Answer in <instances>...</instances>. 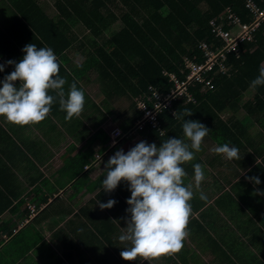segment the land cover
Here are the masks:
<instances>
[{
    "label": "trees",
    "instance_id": "16d2710c",
    "mask_svg": "<svg viewBox=\"0 0 264 264\" xmlns=\"http://www.w3.org/2000/svg\"><path fill=\"white\" fill-rule=\"evenodd\" d=\"M52 5L57 11L53 15L47 13L38 0H0V7L11 9L10 17L15 21H12L9 29L6 28L7 34L0 32L1 52L7 55L10 53L12 57L15 51L22 50L20 56L23 59L25 55L23 48L29 43H34L37 47H51L60 62L59 75L67 81L64 86L66 94L73 82H76L78 88L88 85V72L93 70L102 78L108 90L107 104L115 94L129 100L125 108H120L116 118L132 110V116L127 119L121 117L118 125L126 137L131 135L132 130L144 135L140 142L147 141L149 144L155 143L160 146L169 138L185 139L182 127L184 121L176 119L173 112L180 116L185 109L191 110L193 114L186 116L185 119L200 121L209 128V134L204 138L202 150L195 152V158L188 163L190 167L199 163L204 167L205 176L210 171L213 178L229 179L228 181L234 187L243 188L245 193L252 194L249 183L240 180L232 182L235 176H229L225 172L223 168L229 167L228 159L215 152L210 154L206 152L211 148L207 145L208 139L212 140L213 148L229 143L241 149L245 146L244 140L251 144L249 129L245 126L247 120L251 118L258 120L260 125L264 126V85L251 87V82L259 75L264 61V31H260V27L250 29L249 38H244L237 43V54L233 50L229 52L225 50L227 57L225 63L229 66L228 71L221 68L219 62L223 61L218 58L212 69L201 71L203 80L200 76L189 79L192 72L189 62L202 64L208 59L207 50L203 44H206L210 50L224 47L226 41L219 34V28L238 31L239 26L233 23V20L239 19L241 23L251 22L253 12L246 6V0H54ZM117 22L122 23L118 29L114 25ZM73 51L85 57L76 66L72 62L75 57L71 56ZM171 73L188 82L186 92L192 94V98L189 99L186 94L178 95L172 100V106L164 107L159 112V125L155 126L146 122L142 127L136 128L134 123L136 125L137 119L141 116V111L137 107L138 97L148 94L149 86L157 87L164 92L170 91L175 86L174 81L170 79ZM249 91L253 92L252 95L244 99ZM50 94L55 95V93ZM85 97L87 98L86 93ZM87 103L92 107H98L97 103L90 98ZM53 105L59 106L58 101ZM53 110L54 106L51 111ZM102 112L101 110L99 113ZM243 112L244 116H240ZM33 127L27 125L21 129L26 128L29 131L26 136L29 143L26 147L30 148L34 159L40 162H34V159L30 158L27 164L18 166V169L43 164L49 176L59 175V177L52 180L43 178L40 181L34 177L30 178V182L34 185L32 187L33 203L27 206L32 217L38 212H41L39 214L49 212L45 208L49 205L48 199L53 194L48 195V192L52 193L57 186L58 189L61 187L64 189L63 184L65 183L73 185L75 191L70 194V197L74 200V211L80 214L85 230L67 243L63 240L64 234H61V230L52 233L62 245L65 241L63 256L66 260L74 261L84 257L88 263L103 259L104 263L107 261L106 264H122L123 258L120 253L131 245H122L123 243L118 242L121 235L119 234L120 229H112L113 217L110 211L115 216L113 219L119 220L121 226L126 225L127 227L130 217L120 211L124 205L121 209H117L114 205L110 209L102 210L98 202L107 203L109 199L97 201L94 194L92 198L85 201L79 194L82 189H85L84 194L88 191L95 192L93 187L96 183L93 181L86 183L82 181L83 176H80L83 166L92 163L91 154L83 153L73 156L69 150L68 153L60 156L61 167L54 168L53 162L48 161L52 157L51 151L41 150L43 146H46L45 142L53 136H48V139L45 138L44 141L40 134L34 133L31 129ZM101 133H104L105 139L108 140L109 136L107 137L103 128L99 129L96 135ZM44 135L47 134L44 133ZM185 142L190 144V141L186 139ZM37 147L40 154L36 151ZM204 154H207L206 159L201 157ZM239 154L240 160L236 162L241 166L245 164L246 158L240 152ZM249 159L254 161L253 158ZM254 166L256 170L253 173L250 172L251 175L263 176V162H257ZM73 178H78V180L72 181ZM45 202L47 205L42 209ZM226 210L233 211L240 217L246 214L249 218L252 217L241 203L237 207L229 204ZM67 213L63 209H58L60 220H64ZM252 220L257 219L252 217ZM57 223L59 219L52 221L51 225L55 226ZM89 223H94L97 227L100 223H105L107 227L110 226L108 230L106 228L109 236L104 237V231L101 233L93 227L89 231ZM86 232L87 235H84ZM26 237L31 240L43 238L40 231L34 230L32 226L19 231L11 237L6 246L0 249V264H6V259L2 258L4 254H7V249L16 248V241ZM261 239L264 243V234ZM3 241L0 234V247ZM182 252H185L184 247L177 253L179 259H174L177 264H202L199 254L187 257L183 254L180 259L178 254ZM262 252L264 253V247ZM15 259L10 260L9 264H35L30 260H24L21 263L18 257ZM47 259H51L48 264L63 262L60 259L52 260L50 257Z\"/></svg>",
    "mask_w": 264,
    "mask_h": 264
},
{
    "label": "crops",
    "instance_id": "0c3cea01",
    "mask_svg": "<svg viewBox=\"0 0 264 264\" xmlns=\"http://www.w3.org/2000/svg\"><path fill=\"white\" fill-rule=\"evenodd\" d=\"M38 1L47 13L53 10V5L49 0ZM47 2L49 4H46ZM50 4L52 6H50ZM10 15L11 9L0 7V32L3 34H7L6 28L9 29L12 21L15 22ZM21 51L22 50L15 51L14 55L10 57V53L7 55L0 50V64L5 65L4 71L0 72V81H3L6 75L15 70V65H8L7 61L15 60L19 62L22 60L20 56ZM74 52L75 51L72 52L71 56ZM79 55L83 57L82 54ZM74 56L73 58H78L80 60L78 54L74 53ZM72 62L75 63V66L78 65L74 59ZM16 83L18 86L19 81ZM0 87H2V83H0ZM53 106L54 110L50 112L43 123L41 122L36 126L30 125L32 127L34 126L31 129H33L35 134H40L44 141L45 138L48 139V136H53L52 139L45 142L46 146H43L41 150H50L52 156H55L57 150H59L58 152H62L60 156L64 153H68L69 150H71L70 153L73 156L82 155L83 153L91 154L90 160L92 163H87L88 165H84L85 167L83 166L80 176H83L82 181L86 183H90L91 181L96 183L93 187L95 188V192L91 193L88 191L84 194L85 189H82L79 192L80 197L86 201L95 194L97 201L114 199L117 201L115 207L121 209L124 205L120 211H123L122 213L125 216L130 217L131 213L126 211L130 207L127 200L131 197L128 182L122 181L118 186L119 188L117 187V190L106 192L102 188V180L106 175L105 167L109 158L120 149H123L125 153H127L135 143L137 144L140 140H143L144 135L139 133L140 135L138 134L136 138L134 135H130L129 137L125 135L123 137L124 139L122 138L123 140L121 139L118 144H113L111 132H109L112 126L110 128L105 126L107 129L101 126L94 131L89 130L88 132L85 128L82 130L80 125L84 124L88 119H93L92 116L96 112V110L93 111V108L89 107L90 105H88L87 102L84 105L81 115L71 120L59 119L60 106ZM107 118H110V116H107L106 119ZM254 120L264 131V126L260 125L258 120ZM64 122L69 128L61 127L60 123ZM245 126L249 129V140L252 141V143L249 144L247 140H244V142L253 148V152L244 156L246 158L244 165L240 166L235 160H230L229 167L223 168L229 176L234 175L238 177L240 173L242 174L247 170V175L253 177L250 172L253 173L254 170H256L254 168L255 163L263 162L264 164V156L262 159H259L260 156H262L261 152L264 151V134L258 132V126H256V140V136L252 138L253 124H250L249 120H247ZM23 127L24 126L9 123L6 118L0 116V234L2 237L4 236V241L0 249L7 245L11 237L18 234L19 231L25 230L28 226H32L34 230H39L43 238H41V240H31L29 237L25 239L20 238L16 241V248L7 249V254H4L2 259H6V264H9L10 260H16L15 257H18V261L21 263L24 262V260H30L33 263L35 262V264H48L51 259L47 258L50 257L52 260H63L62 263L58 261V263L55 264H106L107 261L104 263L103 259H97L88 263L85 261L84 257L77 258L74 261L69 259L66 260V257L63 256L64 253L62 252L65 250L63 249L65 241L67 243L71 239L73 240L78 234H81V232L85 230L80 214L74 211V200L70 197V194L75 191L73 190V185L65 183L63 184L64 189H61L62 187L58 189L57 186L52 193L48 192V195L53 194V196L48 199L49 205L45 208L47 205L45 202V204L42 205V209L45 208L49 212L45 214H39L41 212H38L36 216L32 217L28 206L33 203L32 187L34 185L30 182V178L34 177L39 181L43 178L52 180L59 177V175L49 176L45 172L43 164L18 169V166L20 167L27 164L29 162L28 159H34V156L31 154L32 151L30 148L26 147L28 146L27 143H29L26 139V136L29 134L27 132L29 131H27L26 128L21 129ZM101 128L105 130L107 137L109 136L108 140L105 139L104 133L96 135ZM78 130H81V132H78ZM44 133L47 135H44ZM82 138H85V143L81 142ZM55 140L59 142V144L67 143V146H62L61 149H51L50 145L53 144ZM208 141L212 143L211 139H208ZM258 145H261V147H258ZM245 147L246 145L243 148ZM36 151L40 154L38 147ZM21 157L22 159H20ZM51 158L52 157H50L48 161H52ZM249 158H253L254 161L252 162ZM34 162L39 163L40 161L34 159ZM188 163L191 162L182 165L188 174L185 178V184L190 182L194 183V166L190 167ZM53 165L55 166L54 168L59 169V164L57 165V163L53 162ZM51 171H53V169H51ZM206 176L209 177V175ZM206 176L201 184V191L207 196V200H201L200 191H195L194 198L191 201L193 215L190 217L186 229L189 235L184 241L185 252L178 254L180 259H182L181 256L183 254L185 257L199 254L202 259V264H264V253L262 252L264 247L262 245H264V243L261 241V236L264 234V174L259 177L261 181L259 185L254 184V182L251 184L247 181L252 189V194L245 193L243 188L234 187V185L228 181L229 179L226 180L222 177L219 180L214 178L207 181ZM78 178H73L72 181H77ZM257 189L260 190L259 193H256ZM239 203L242 204L248 214L257 220H252V217L249 218L247 214L240 217L239 214L230 211L231 209L226 210L229 204H232V207H234V205L237 207ZM125 207H127V209H125ZM42 209L40 211H42ZM58 209H63L68 212L64 220H60ZM72 209L73 212L71 213ZM101 213L104 212L101 211ZM110 215L113 218L115 217L111 211ZM113 218L111 224L112 229H120L119 234H124L126 232V225L121 226L120 221ZM37 219L40 220L37 221ZM58 219L59 223L52 226L51 222L58 221ZM89 224V231H91V227H93L100 232L104 231V237L109 236L107 230L110 226L107 227L105 223H100L98 227L94 223ZM233 229H235L234 236L232 232ZM59 230H61V234H64L63 240L65 241L63 245L58 242L57 237L52 235L54 231ZM84 235H87V232ZM118 242L121 241L118 239ZM128 243L129 242H124L122 245H131ZM174 259H179L177 253L173 255H163L160 258L151 259L149 261H144L143 258L139 257L137 261H126L122 259V264H177V261Z\"/></svg>",
    "mask_w": 264,
    "mask_h": 264
},
{
    "label": "clouds",
    "instance_id": "9594fccd",
    "mask_svg": "<svg viewBox=\"0 0 264 264\" xmlns=\"http://www.w3.org/2000/svg\"><path fill=\"white\" fill-rule=\"evenodd\" d=\"M252 1L260 8L264 4L263 0ZM248 2L246 0V6L249 7ZM252 12L251 22L233 20L239 26L238 31L218 27L219 34L224 38V31L236 36V47L239 41L250 36V29L247 30L248 35L240 36L245 31L244 24L253 26L252 30L260 27L259 30L264 31V20L257 17L256 12ZM233 51L237 54V47ZM23 52L25 55L19 62L7 61L8 65H15V70L0 81V116L18 126L39 124L49 116L53 104L58 101L60 110L66 112V120L79 117L85 105V92L73 82L67 94L65 93L67 81L59 75L60 62L53 49L29 43L23 48ZM4 68L5 65L0 64V72ZM258 85H264V63L259 75L251 82L253 88ZM192 114L189 109H185L180 116L175 113L176 119L184 121L183 134L190 144L185 139L176 137L163 141L160 146L141 141L127 153L123 149L116 151L107 161L106 175L102 180L103 190L112 192L125 181L131 191V197L127 200L130 207L126 210L131 216L126 232L119 236L122 243L131 244V247L124 248L120 253L126 261H137L138 257L149 261L179 253L189 235L186 229L193 215L191 201L195 191H200L201 200H207V196L201 191V184L205 179L201 164L194 165V183L185 184L188 174L182 165L191 162L195 158L194 153L202 150L204 138L209 134V128L200 121L185 119ZM123 135L124 132L121 137ZM212 151L228 160H240L238 147L229 143L216 146ZM247 179L256 185L261 182L258 176ZM259 191L257 189L256 193ZM98 203L103 210L112 208L117 201L110 199L107 203Z\"/></svg>",
    "mask_w": 264,
    "mask_h": 264
},
{
    "label": "rangeland",
    "instance_id": "374dc122",
    "mask_svg": "<svg viewBox=\"0 0 264 264\" xmlns=\"http://www.w3.org/2000/svg\"><path fill=\"white\" fill-rule=\"evenodd\" d=\"M49 1H50L51 4H53V2H54L53 0H49ZM48 12L50 14H56L57 13V11L55 9L50 10ZM114 25H115V28L118 29L119 27H121L122 23L121 22H117ZM73 56H74V53H73ZM78 57L80 58V60L78 58H74V61L77 62L78 64H80L84 60L85 57L84 56L82 57L81 55H78ZM263 63H264V61H263ZM88 77H89V83L90 84L88 83V85H84L83 87L82 86H79V88L83 89V91L86 93L87 98L85 97V99L87 100V102H89V98L88 97H90V100L96 102L98 107H95L94 108L90 104L89 107L90 108H93V111L96 110V112L92 116L93 119L86 120L85 123L84 124H81L80 126H81L82 130H84V128H85V130L87 132L89 130L94 131L96 128H99L101 126H104V127L106 126L107 128L108 127L110 128L112 126L111 127V130L109 131V132H112L113 129H117V127H118L117 124H118V121L121 120V117L123 119L124 118L127 119L128 117H131L132 116V112L133 111L130 110L129 113L123 114L122 116L116 118V116H118V113H119L120 108L121 107H124L125 108L127 106V104H129V100L127 98L123 97V96H119V95L115 94L113 96L114 98L111 101H109L108 104H107V91L108 90L105 88V84L102 82V78L96 72H94L93 70L90 71V72H88ZM252 93H253L252 91H249V93L245 95L244 99H248L249 96L252 95ZM118 98H119V100H117ZM107 105H108V108H107ZM137 106H140V104L139 105L137 104ZM101 110L103 112L102 113H99ZM242 114L244 116V112L241 113L240 115H242ZM59 116L61 118L65 119L66 112L65 111H62V110H59ZM107 116H110V118H107L106 119ZM73 118H76V117H73ZM105 119H106V121L104 122ZM249 122H250V124L251 123L253 124V126H252V130H253L252 138H253L254 136H256V126H258V125L255 123L256 121L253 118L252 119H249ZM255 124H256V126H255ZM60 125H61V127H68L69 128V126L66 125L65 123H60ZM134 126L136 128H139V127H142L143 125H135V123H134ZM258 130H259L258 132L264 134V131L262 130V128L260 126H258ZM78 132H81V130H78ZM130 134L131 135H134L135 138H136L139 133L134 132V130H132L130 132ZM123 137H124V135H123ZM123 137H120L119 140H118V142ZM256 140H257V136H256ZM56 142L57 141L55 140L53 142V144L50 145V148L51 149H54V148L55 149L56 148H60L61 149L62 146H64V147L67 146V143H62V144L60 143L59 144V142H57V143ZM81 142H84L85 143V138H82ZM207 145L210 146L211 148L208 149V151L206 153L207 154L213 153V151H212V149H213L212 143H210V142L207 141ZM245 145H246L245 148L239 149V152L241 153L242 156H246L247 154L253 152V148L251 146L247 145L246 142H245ZM58 151L59 150L56 151L55 156H52L51 160L54 163H57V165L59 164V167H61L62 161L60 160V154L62 152L61 151L58 152ZM207 154H204L201 157L204 158V159H206L207 158ZM261 154H262V156H260L259 159H262V157L264 156V151H262ZM205 161H207V160H205ZM229 162H230V160H229ZM208 175H209V177L206 176V180L207 181H209L211 179H214L212 177V172L209 171L208 172ZM247 177H250V176L247 175V170H246L242 174L240 173L238 175V177L235 176L234 178H232V180L233 181L242 180V181H245V182H247V181L248 182H252L249 179H247ZM234 230L235 229L232 230L233 236H234ZM2 238L4 239V236Z\"/></svg>",
    "mask_w": 264,
    "mask_h": 264
},
{
    "label": "built area",
    "instance_id": "2783aa9c",
    "mask_svg": "<svg viewBox=\"0 0 264 264\" xmlns=\"http://www.w3.org/2000/svg\"><path fill=\"white\" fill-rule=\"evenodd\" d=\"M264 2V0H263ZM249 8L256 12V16L260 17L261 20H264V4L263 6L257 5L252 0H249L248 2ZM250 24L243 25V31L240 35L241 37L248 35L249 29H252ZM224 39L226 40V45H224L221 49H208L206 44H203V47L207 50L206 55L208 59L206 62L202 64H197L195 62H189L190 66L192 68V72L189 76V79L193 78L194 76H200V78L203 80V77L201 75L202 70H209L214 67V65L217 63L218 58H221L223 62H219L221 65V68L225 69V71L229 70V66L225 63L226 60V54L225 50H236L235 42L237 37L231 36L228 32H222ZM170 79L174 81L175 86L168 92H164L157 87L149 86L150 92L148 94H145L144 97H138L137 104L140 106H137L138 109L141 111V116L137 119L136 125H144L146 122H150L153 125H159V119L158 114L163 110L164 107L172 106V100L176 98L178 95L186 94L189 96V99L192 98V94L186 92V86L188 82L186 80L179 79L174 73L170 74ZM173 112V111H172ZM175 114V112H173ZM162 132H164V129H162ZM123 132L121 128L117 127V129H113L111 132V139L112 143L116 144L119 140V138L122 136Z\"/></svg>",
    "mask_w": 264,
    "mask_h": 264
}]
</instances>
